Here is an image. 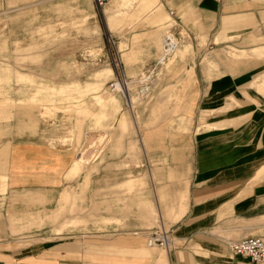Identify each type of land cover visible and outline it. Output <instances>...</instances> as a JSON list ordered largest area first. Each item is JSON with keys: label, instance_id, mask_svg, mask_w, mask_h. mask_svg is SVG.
<instances>
[{"label": "crops", "instance_id": "1", "mask_svg": "<svg viewBox=\"0 0 264 264\" xmlns=\"http://www.w3.org/2000/svg\"><path fill=\"white\" fill-rule=\"evenodd\" d=\"M107 4L116 74L133 79L154 63L171 27L184 39L152 99L136 95L148 103L146 126L129 135L120 100L101 92L111 67L87 81L37 82L30 101L92 95L68 109L75 125L60 138L80 144L89 117L107 126L111 145L96 168L83 148L75 158L72 145L47 140L62 113L42 120L34 103L24 104L11 123V69L1 53L0 264H251L226 242L264 236V0ZM16 78L35 82L28 73ZM158 228L170 237L165 249L147 245Z\"/></svg>", "mask_w": 264, "mask_h": 264}, {"label": "rangeland", "instance_id": "2", "mask_svg": "<svg viewBox=\"0 0 264 264\" xmlns=\"http://www.w3.org/2000/svg\"><path fill=\"white\" fill-rule=\"evenodd\" d=\"M108 5L98 7L93 0H0V55L3 52L9 56L11 77L8 83H4L9 86L4 95L12 99L9 107L11 123H16L18 112L25 109L24 104L34 103L31 111H36L42 120H54L57 113H62L65 121L50 122L46 132L47 140L50 143L72 145L75 148V158L82 152L85 155L91 154L93 163L90 165L95 168L99 161H103L102 155L111 145V140L107 139L106 143L103 140L107 126H97L89 117L87 131L81 132L80 144L70 140L62 141L60 138L72 128L71 120H74L75 125L76 117L68 109L85 100L91 102L92 95L87 94L72 100L58 98L53 103L30 101L28 97L36 93L37 82L61 83L75 79L87 81L95 70L108 66L113 69L114 77L105 81L101 92H111L120 100L123 111L133 124L126 134L144 129L146 125L143 115L148 103L138 101L134 85H129V93L134 101L131 107L127 106L120 90H112L109 86L110 82L117 80L119 74L116 72L120 71L121 64L119 57L114 53L115 38L107 28L106 16L103 13V9ZM263 70L264 66L259 72ZM16 71L31 74L35 82L17 80ZM260 96L261 103L264 104V96ZM152 97L153 95L149 100ZM95 108L97 107H93ZM81 148L83 151L80 153ZM96 224L94 223L95 226Z\"/></svg>", "mask_w": 264, "mask_h": 264}, {"label": "built area", "instance_id": "3", "mask_svg": "<svg viewBox=\"0 0 264 264\" xmlns=\"http://www.w3.org/2000/svg\"><path fill=\"white\" fill-rule=\"evenodd\" d=\"M98 7H103L111 0H93ZM174 15L173 11H170ZM184 39V34L180 30H174L172 27L168 29L163 37V45L159 57L149 67L144 69L135 78H127L123 74L117 76L116 81L110 82V88L115 90L116 83L120 82L126 90V95L123 96L128 107L132 106V102H128L129 85H134V93L141 101H146L151 98L156 82L159 80L161 70L164 68V63L173 56L181 41ZM118 56V55H117ZM89 148V147H88ZM96 159V158H95ZM170 237L167 232L161 228L156 229L149 234L147 245H156L167 248L170 245ZM227 248L232 255H240L248 259L251 264H264V236L253 235L246 236L240 239H229L226 242Z\"/></svg>", "mask_w": 264, "mask_h": 264}, {"label": "bare ground", "instance_id": "4", "mask_svg": "<svg viewBox=\"0 0 264 264\" xmlns=\"http://www.w3.org/2000/svg\"><path fill=\"white\" fill-rule=\"evenodd\" d=\"M111 1H113V0H111ZM111 1H110V2H111ZM121 1H122V2H125L126 0H121ZM145 1H146V0H145ZM108 3H109V2H108ZM137 4H138V2H137ZM155 4H156V3H155ZM105 5H106V4H105ZM135 7H136V6H135ZM135 7H134V8H135ZM145 14H146V13H145ZM165 15H166V14H165ZM144 17H145V16H144ZM156 33H157V32H156ZM146 34H147V33H146ZM164 34H165V33H164ZM149 37H150V36H149ZM163 37H164V35H163ZM146 38H147V37H146ZM162 45H163V38H162ZM176 50H177V49H176ZM175 52H176V51H175ZM175 52H174V53H175ZM166 62H167V61H166ZM166 62H165V63H166ZM165 63H164V65H165ZM132 85H133V84H132ZM128 87H129V89H130V86H128ZM115 89L120 90V92H121V93L123 92L124 95L127 94L125 88L122 87V85L120 84V82H117V83H116V87H115ZM129 97H130V100L128 99V102H129V103H130V101L133 102V100H132V98H131V96H130V93H129ZM106 134H107V137H108V136H109V132H107ZM93 139H94V138H93ZM94 140H95V139H94ZM90 141H91V140H90ZM93 143H94V142H93ZM90 160H91V158L88 159V161H90ZM88 161H87V162H88ZM170 245H171V242H170ZM152 246H156V245H152ZM157 247H159V246H157ZM160 248H164V247H160ZM164 249H165V248H164Z\"/></svg>", "mask_w": 264, "mask_h": 264}]
</instances>
